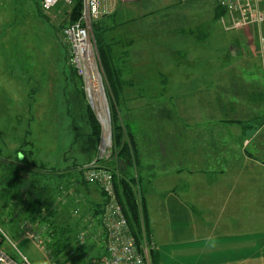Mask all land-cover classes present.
I'll return each mask as SVG.
<instances>
[{
	"label": "crops",
	"instance_id": "1",
	"mask_svg": "<svg viewBox=\"0 0 264 264\" xmlns=\"http://www.w3.org/2000/svg\"><path fill=\"white\" fill-rule=\"evenodd\" d=\"M193 1L180 0L183 4ZM147 5L144 0H99L101 15L94 23L109 46L120 80L122 120L136 143L144 193L142 226L155 244L151 264H264V259L258 260L264 257V201L250 196L264 191V182L258 179L264 169L253 168L260 164L259 155H264V77L260 53L258 69L246 56L259 42L254 36L257 29H249L256 26L226 29L229 14L215 11L225 26L223 32L231 38L225 58H240L244 70L196 72L193 93L177 98L175 106L170 104L175 100L171 94L184 88L178 89L179 77L169 66L198 64L199 47L190 51L174 45L171 40L176 34L183 37L186 26L170 25V18L162 24L151 23ZM56 9L65 20L64 28L69 24L70 8L57 5L49 12ZM157 32L163 34H152ZM7 44L0 41V61L4 58L1 49ZM184 79L189 80L186 75ZM2 165L3 161L0 171ZM80 180L75 175L76 196L68 193L61 203L70 212L66 224L79 231L77 248L71 251H99L94 258L99 259L107 252L101 224L104 197L97 186ZM39 186L32 184L39 196L31 195V203L42 195ZM43 187L48 200L51 196L49 205H55L57 193ZM20 199L18 208L29 206L28 198L21 199L23 203ZM0 205L5 206L4 202ZM257 209H262V216ZM26 224H20L17 233L39 238Z\"/></svg>",
	"mask_w": 264,
	"mask_h": 264
},
{
	"label": "rangeland",
	"instance_id": "2",
	"mask_svg": "<svg viewBox=\"0 0 264 264\" xmlns=\"http://www.w3.org/2000/svg\"><path fill=\"white\" fill-rule=\"evenodd\" d=\"M144 1L148 4L146 9L150 10L148 20L151 23L162 24L168 22L170 18L168 22L170 25L186 26L181 32L184 38L176 34L171 40L174 45L188 47L190 51H195L196 46L199 47L195 54L198 64L177 63L169 66L179 77L176 81L181 87L177 85L178 89L184 88L180 91L185 92L171 94L175 98L170 100L171 105L177 106V98L182 100L183 95L193 93L195 83L192 77L196 72L214 73L215 70L217 73H230L244 70L239 62L242 61L240 58L238 60L233 57L225 58L230 49L228 47L231 45V38L223 32L225 31L223 21L216 18V12H225L216 0H195L191 2L194 3L193 6L190 2L183 4L180 0ZM41 2L42 0H0V41L8 42L7 46L1 49L4 58L0 61V64H3V71L0 72V165L2 160L12 166L16 165L12 161H16L17 157L22 158L21 153H16L20 147L24 151H34L37 164L41 166L37 178L41 184L50 187L49 190L53 194L57 193V200L60 201L58 205L49 206L50 209L54 208L53 211H57L55 229L58 232L55 231L52 240H48L47 226L36 224L37 222L34 223V219L31 218L45 217L48 214V202L45 205L47 208L40 210L39 207L18 208V205L13 203L10 197L13 193L9 189L11 177L7 171H0V203L5 204V206L0 205L2 207L0 224L8 229L10 238L19 252L32 264H93V261L97 260L94 258L99 251H71L77 248L79 231L72 224H66V219H70L68 215L70 212L68 209L65 211L61 206L65 195L58 191L57 174L51 175V171L66 172L67 169L73 168L74 163L86 165L100 157L105 158L109 154L107 151L109 147L106 149L107 153L104 151L108 132L102 128L100 139L92 134L88 118L89 107L97 117L100 111L90 106L83 80L71 64L69 47L61 37L65 20L57 9L55 12L43 11ZM62 5L70 8L63 2L58 6ZM175 13L178 15L173 21L172 16ZM53 14L57 16L54 17ZM228 26L230 27L231 23ZM252 28L257 29L256 35H253L258 36L257 41H259L261 35L259 27L249 29ZM91 33L95 38L93 25ZM187 39L194 44L189 43ZM232 43L235 45L233 39ZM259 53L258 42L253 53L246 55L256 68L257 65L259 66L257 61ZM151 68L153 69L154 65ZM159 68L158 66V70ZM184 75L189 80L184 79ZM104 83L111 109L112 98L108 94L106 77ZM165 93L164 91V96ZM190 96L192 95L186 98ZM117 110L122 124L125 110L122 105H118ZM171 114L177 116L180 112H171ZM110 133L112 134L111 131ZM259 163L253 168L264 169L263 154L259 155ZM130 171L135 172L133 168H130ZM23 177L27 179V176ZM261 178L264 182V173L258 177ZM76 183L73 179L74 191L77 188ZM88 184L96 186L94 183ZM250 196L257 202L264 201V191L251 193ZM257 210L259 217L262 216V209ZM254 215H256L255 209ZM23 222H27L26 225L30 226L32 231H36L40 237L33 239L24 233L18 234L16 228ZM41 233L45 234L41 236ZM3 246L12 257L19 258L17 251L6 244ZM262 259L264 257L258 259L259 263Z\"/></svg>",
	"mask_w": 264,
	"mask_h": 264
},
{
	"label": "built area",
	"instance_id": "3",
	"mask_svg": "<svg viewBox=\"0 0 264 264\" xmlns=\"http://www.w3.org/2000/svg\"><path fill=\"white\" fill-rule=\"evenodd\" d=\"M216 1L229 14L231 26H226V29L259 27L261 31L259 37L260 57L264 77V0ZM61 2L71 7L74 0H42L41 7L43 11H50ZM81 2L83 4L81 17L78 21L65 26L61 32V37L69 47L72 66L83 80L90 106L94 110L100 111L97 118L102 128L108 132L104 142V151L109 147L107 150L109 154L105 158L100 157V159H108L112 147L110 105L96 41L91 33L93 23L101 15L99 0H81ZM85 168H87L86 179L99 186L106 200L101 224L106 235L107 252L102 258L94 260L93 264H151V253L155 249V244L148 239L144 226H142V240L137 242L124 208L117 197L115 173L96 162ZM138 192V189L135 188V193L138 194ZM30 237L37 239L34 234ZM4 244L17 251L19 258L12 257L4 248ZM0 264H32L25 255L19 252L16 244L1 224Z\"/></svg>",
	"mask_w": 264,
	"mask_h": 264
},
{
	"label": "trees",
	"instance_id": "4",
	"mask_svg": "<svg viewBox=\"0 0 264 264\" xmlns=\"http://www.w3.org/2000/svg\"><path fill=\"white\" fill-rule=\"evenodd\" d=\"M82 10L83 4L81 0H74V3L70 7L69 11V24H72L79 20L82 15ZM93 31L95 34L96 46L98 47L97 49L99 53L100 63L108 83V94L112 98V108L110 109L112 131L111 155L108 159L99 158L95 162L104 165L107 169L115 173V188L118 200L124 208V212L129 220L132 232L136 237L137 242L139 243L142 240V221L144 218L143 216H141V214L142 211H144V193L142 190L140 175L138 172L136 143L132 134L128 131V127L125 126L123 122L121 124L119 121L117 106L120 80L118 72L112 64L110 49L108 48L109 46L104 43L103 37L101 36L100 32L95 30V23H93ZM88 118L89 123L92 127V134L98 139H100L102 137V126L95 112L90 107L88 111ZM16 153L22 154V159L17 157L16 161H12L16 163V165L13 164L12 166L11 164H8L2 160V172L7 171L9 173V176L11 177L9 180V189L13 193L11 199L15 201V204H17V197H20L21 199L28 198V209L33 207H39V210L44 209V207H46L45 205L47 204V202V205L49 207V200L44 193V190H46V188L43 187L48 186L45 184H41L40 180L37 178V173L39 172L41 166H38L37 164L34 151H24L23 148L20 147V150H16ZM89 164L80 165L74 163L73 168L67 169L66 172L63 171L57 173L54 170L51 171V175H54L53 173L57 174L56 176L59 182L58 191L62 192V195H67L68 192L73 193L74 196H76V192L74 191L73 187V179L75 178V175H78L81 178L82 182L87 184L91 183L86 179L87 168L85 167ZM10 168H12L13 170H10ZM130 168H133L135 172L131 173ZM23 176H27V179H25V177ZM32 184L40 185L39 188L42 190V195L39 200L35 201L36 203H31V195L39 196L38 193L36 194L35 191L33 192ZM95 185L99 188L97 184ZM135 188L138 189V194L135 193ZM65 191L66 193H64ZM102 195L104 197L103 193ZM60 197L62 198V196ZM59 202L58 200H56L54 204L58 205ZM105 202L106 200L104 197L103 209H101L102 213L104 210ZM21 203H23L22 200ZM63 203H65V201ZM53 209H50L49 207L47 210L48 214L45 217H41V219L38 218V216L31 217L34 219V223L37 222L36 224H42L47 226V235H51V232L55 234V231H57L55 229L57 227V224L55 223L54 218V215H56L57 211H53ZM42 218L45 219L42 220Z\"/></svg>",
	"mask_w": 264,
	"mask_h": 264
}]
</instances>
